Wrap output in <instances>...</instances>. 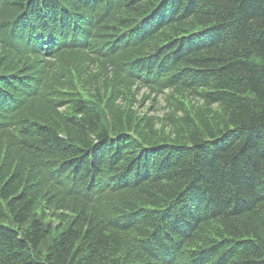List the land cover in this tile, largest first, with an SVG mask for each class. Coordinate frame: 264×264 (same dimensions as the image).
Listing matches in <instances>:
<instances>
[{
    "label": "trees",
    "instance_id": "1",
    "mask_svg": "<svg viewBox=\"0 0 264 264\" xmlns=\"http://www.w3.org/2000/svg\"><path fill=\"white\" fill-rule=\"evenodd\" d=\"M0 264H264V0H0Z\"/></svg>",
    "mask_w": 264,
    "mask_h": 264
},
{
    "label": "rangeland",
    "instance_id": "2",
    "mask_svg": "<svg viewBox=\"0 0 264 264\" xmlns=\"http://www.w3.org/2000/svg\"><path fill=\"white\" fill-rule=\"evenodd\" d=\"M83 85H77V91L79 92H85L83 89ZM146 91H141L140 92V97L138 98L139 104L133 106L134 109H139L140 110V115H146L150 114V112H153L156 109L159 110V114L162 115L164 113V109L167 106V103L165 102L164 98H146ZM157 104V105H156ZM208 110L205 112L207 113ZM210 113L214 115H210L211 117L215 118L217 121V124L222 125L219 123L222 119V112L218 110L216 107L210 111Z\"/></svg>",
    "mask_w": 264,
    "mask_h": 264
}]
</instances>
